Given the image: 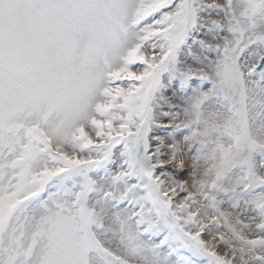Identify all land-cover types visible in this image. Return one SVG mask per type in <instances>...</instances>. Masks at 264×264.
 <instances>
[{
    "label": "snow or ice",
    "instance_id": "snow-or-ice-1",
    "mask_svg": "<svg viewBox=\"0 0 264 264\" xmlns=\"http://www.w3.org/2000/svg\"><path fill=\"white\" fill-rule=\"evenodd\" d=\"M0 264H264V0H0Z\"/></svg>",
    "mask_w": 264,
    "mask_h": 264
}]
</instances>
